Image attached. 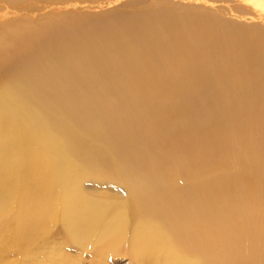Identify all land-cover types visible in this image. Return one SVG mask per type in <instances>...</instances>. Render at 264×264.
<instances>
[{
  "label": "bare ground",
  "instance_id": "obj_1",
  "mask_svg": "<svg viewBox=\"0 0 264 264\" xmlns=\"http://www.w3.org/2000/svg\"><path fill=\"white\" fill-rule=\"evenodd\" d=\"M181 18H129L70 37L73 18L62 16L20 41L30 55L0 74V232L43 238L59 221L90 250L115 252L128 237L126 208L135 264H264V36ZM42 59L44 75L33 65ZM24 67L29 78H14ZM206 87L208 108L190 103ZM116 153L144 162L130 174ZM86 176L136 182L126 203L103 197L79 220Z\"/></svg>",
  "mask_w": 264,
  "mask_h": 264
},
{
  "label": "rangeland",
  "instance_id": "obj_2",
  "mask_svg": "<svg viewBox=\"0 0 264 264\" xmlns=\"http://www.w3.org/2000/svg\"><path fill=\"white\" fill-rule=\"evenodd\" d=\"M253 1L252 0H13V1L5 0V1H0V74L2 73L1 70L8 68V66L12 65L16 61L23 60L30 55L29 50L24 49L22 50L24 52H22L19 51L20 48L18 49V45L23 43L20 42L23 38L24 39L32 38L31 36L34 30L37 29L40 25L41 26L44 25L45 29L49 28L52 26L51 25L52 20L55 23V21L57 19H60L62 16L73 18L72 25L70 23V30L68 29L69 23H67L63 29L64 34L67 31L65 36H70V37H74L72 35L75 34H76L75 36L77 35L79 36L86 30L88 26H92V25L98 26L99 24L103 25V23L106 26L108 24H109L108 26H110L116 21H122L129 18L130 20H136L139 22L146 21L153 18H159L162 15L166 14L167 12L173 13V15L176 17L181 16L182 18L185 19L204 18L214 22L215 21L221 22L227 27L238 31L241 30V31L254 32L252 30H255V32L260 33L261 35L264 36V8L255 7ZM57 24H61L60 21ZM71 27L73 28L71 29ZM3 29L5 31H3ZM8 52L10 54H8ZM47 58L48 57H46V59ZM43 60L44 59H42L41 61L39 60L37 62L33 61V65H35V67H37V65L39 64L38 66L41 69V75H44L46 72H49V69L45 67L46 62H43ZM21 63H23V61H21ZM28 76H30V73L28 69L24 67L21 70V73L14 78L17 79L29 78ZM255 78L256 77H253L252 79L255 80ZM17 81L22 82L26 80H17ZM20 82H17L21 86L19 91H23L24 87L27 85H23L25 83H20ZM35 90H37V88L33 87V91ZM203 90L207 98L203 99L201 96L202 99H199L200 98L199 97L197 99H193L194 101L191 100L190 103L191 102L194 103L196 101L195 103L197 105L198 103L201 102L199 105H201V107L205 106V108L207 109L209 103L205 100L211 97V93L207 91L209 90L207 87L206 89ZM39 93L40 92L32 93V95L39 98V101L41 102L40 99L42 97V94ZM22 95H23L22 98L24 100L23 104L31 105L34 103L30 99L31 97L29 98L30 94L24 92ZM204 102H206V104H204ZM191 115L194 114L191 113ZM5 118L7 121H10L8 120L6 114H5ZM12 123L15 124L14 122ZM194 123H195V119H191L190 123L187 125L189 127L191 124L196 125V123L195 124ZM21 125H23L22 121H21ZM39 128L40 127H36L35 130H41V128L40 129ZM55 145L54 143H52V145L48 143L47 148L50 146L49 148L53 149V147L55 148ZM61 146H63V144L58 145L59 148H61ZM110 147L115 152L116 147L112 144H110ZM146 151L150 154V151H148L147 149ZM127 155L124 154L122 156L121 154L116 153V159L118 160V157L120 159L123 158L121 160L120 159L118 160V165L119 166L121 165L120 166L121 171H125L126 168L124 167L126 166L130 167L131 165L130 168V174H131L138 165H141V163L144 162V160L139 157L135 159H131ZM125 156L127 157L126 159ZM78 158L80 159V157L75 155V159H77V162L79 160ZM31 159L32 158L29 157L25 160L26 166L29 165L28 161H30ZM128 160L130 162H128ZM81 161L79 160L78 163L80 164ZM81 165L83 164L81 163ZM93 170L95 172V169ZM126 171L128 170L126 169ZM145 176L147 177V179L145 180L148 181V183L150 184L152 182L153 184L154 182L158 183L159 179L157 177L153 175H147V173L145 174ZM101 178H103V180L102 179L96 180L95 178L93 179L86 176L84 179H81L79 181L78 190L80 194L77 193L75 194L80 196V200L82 199V201H84V202L79 201L80 204L79 203L77 204V207H79V209H81L80 207H82L81 210H83L79 212L80 216L76 215L80 217V218L77 217L79 220L82 217L81 213L82 212L84 213V209L86 210V206L88 207V210H86L85 212L90 211L89 209L92 208L94 202L97 203L96 204L97 207H95L96 205L94 206L95 208H99V207L101 208L102 206L101 203L96 202L98 201V199L101 200L104 197L102 200H109V201L125 200L128 195L127 192L130 189L131 184L133 185V183L136 182L135 181L133 183H128V185H126L127 182H124L122 180H116V182H113V180H107V177L105 178L101 177ZM151 178L152 181H150ZM136 188H138V186ZM32 194L34 195L32 197L33 198L32 200L35 199L41 200L43 198V196L38 197V191H34ZM35 195L38 198H36ZM92 195L95 198H93ZM93 199L96 200L94 201ZM1 200L4 202V199L2 197L0 198V202H2ZM89 200L93 201V203H91ZM81 202L83 203V205L84 204L86 205L81 206ZM124 203H126V200L124 201ZM90 214L91 212L88 213L87 215L89 216ZM125 215L127 216V222H128V226L126 227L127 229L125 228L128 237L122 242L121 246H119V248L115 250V252L108 251L103 253L100 252V250H95V251L90 250L89 249L90 245L87 244V246H85L84 243H80V241L77 242L78 237L76 239H72L67 234V232L65 234L64 231L67 228L66 229L64 228L65 229L64 230L63 227L66 226L64 225L63 222L60 223L58 221L56 223L57 224L60 223V224L57 225L55 223L54 225H56V227L54 225L50 226L47 229L48 231L47 234H45L43 238H41L40 234H36L31 229H29L26 232L24 231L23 233L25 234L22 233L20 238H18L14 233L11 234L7 232H0V241H1L0 252H3L0 253L1 254L0 264H26V263L27 264H135L133 259L130 257L128 253V238H129V234L131 233V230L129 229L130 226L133 225L132 223L133 220H131L130 216L128 215V211L126 208H125ZM76 216L74 217L75 219ZM8 225H10V223ZM60 225L63 227L61 228ZM9 227L10 226H8L7 228ZM26 233H28L27 235L31 234L30 236H28L30 238L27 237ZM72 237H76V236L74 235ZM71 239L74 241H72ZM80 244H84V245H80ZM25 246H27V248ZM83 246H85L84 248L86 249H84ZM50 247H52L53 249V250L51 249L52 250L51 253L49 252ZM142 264H151V262L143 261Z\"/></svg>",
  "mask_w": 264,
  "mask_h": 264
}]
</instances>
